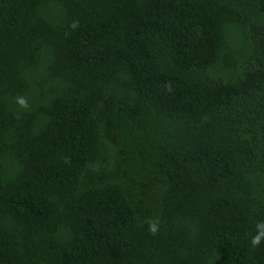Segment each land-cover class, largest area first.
I'll use <instances>...</instances> for the list:
<instances>
[{"label": "trees", "instance_id": "obj_1", "mask_svg": "<svg viewBox=\"0 0 264 264\" xmlns=\"http://www.w3.org/2000/svg\"><path fill=\"white\" fill-rule=\"evenodd\" d=\"M0 264H264V0H0Z\"/></svg>", "mask_w": 264, "mask_h": 264}, {"label": "clouds", "instance_id": "obj_2", "mask_svg": "<svg viewBox=\"0 0 264 264\" xmlns=\"http://www.w3.org/2000/svg\"><path fill=\"white\" fill-rule=\"evenodd\" d=\"M21 104L24 103L23 100L20 101ZM149 230L152 232V233H155L156 232V225L153 223V224H150L149 225ZM252 243L255 245V244H258L259 243V237H256L252 240Z\"/></svg>", "mask_w": 264, "mask_h": 264}]
</instances>
